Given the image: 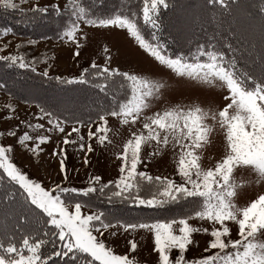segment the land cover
<instances>
[{"label":"snow or ice","instance_id":"1","mask_svg":"<svg viewBox=\"0 0 264 264\" xmlns=\"http://www.w3.org/2000/svg\"><path fill=\"white\" fill-rule=\"evenodd\" d=\"M25 2L0 0V9L18 12L27 24L47 23L55 17L57 38L75 45L74 56L80 55L81 41L88 40L85 28L120 29L155 64L147 71L122 70L111 65L112 49L105 44L102 63L92 60L71 77L50 75V64L37 69L38 64L48 62L46 54L29 58L22 51L26 45L35 46L37 40L27 38L9 54H2L8 43L0 45V68L22 69L61 88L87 86L95 94L79 106L38 101L34 118L43 123H32L14 114L11 100L17 97L9 82L0 80V91L9 95L3 119L19 120V125L0 135L17 137L16 143L37 162L44 152L42 145L59 137L49 153L58 162L59 179L48 186L14 163L12 145H0V219L4 221L0 264H139L130 255L138 243L127 237L141 231L152 238L156 264H264V193L238 204L241 185L235 177L237 171L250 170L256 184L264 182V0L259 5L261 48L251 60L258 71L238 67L241 49L227 38L220 39L215 31L206 32L203 42L190 40L186 50H171L158 33L161 9L174 7L175 0H121L119 7L106 12L96 11L86 0H67L63 9L57 3L24 9ZM208 5L215 22L217 13L239 8L240 0H206ZM9 34L15 35L12 28H0V37ZM231 35L237 38V33ZM161 66L181 82L222 90L223 106L204 108L167 101L164 91L170 85L156 71ZM33 99L26 97L23 102L30 104ZM160 101L164 106L153 111ZM109 118L129 126L130 132L115 154L117 176L105 182L101 175L90 173L86 186H73L69 150L78 159L82 155L87 167L94 144L106 148L112 143ZM138 123L140 127L133 130ZM20 126L26 130L18 134ZM217 129L223 151L212 165L205 166L202 150ZM145 145L152 149L146 156ZM169 147L174 150L178 179L138 168ZM125 211L133 214L125 215ZM193 221L210 227L196 226ZM233 226L239 238L232 237ZM195 233L209 236L203 249L209 254L188 259L186 251ZM120 235L125 236V254H117L112 246L113 238ZM173 250L177 251L174 258Z\"/></svg>","mask_w":264,"mask_h":264},{"label":"rangeland","instance_id":"2","mask_svg":"<svg viewBox=\"0 0 264 264\" xmlns=\"http://www.w3.org/2000/svg\"><path fill=\"white\" fill-rule=\"evenodd\" d=\"M16 2L19 3V0H16ZM66 2L67 0H26L21 7L24 9H30L33 4L45 6L57 3L60 8L63 9ZM181 5L184 9L185 16L179 13L177 14L179 19H189V15L194 13V8L190 6L189 3L185 2H182ZM240 23H242V21ZM175 26L178 28L181 27L177 23ZM85 31L87 32L88 40L81 41L84 46L80 49V55L78 57L73 55L76 51L75 45L70 42L65 43L60 41L57 38L55 31H53L52 34L46 32L45 25H41V27L36 29L32 36L20 37L9 34L0 37V45L8 43L9 47L2 54H9L14 51L17 43H22L27 38L37 40L35 46L26 45L22 51L27 53L29 58L46 54L49 58L48 62L46 64H38L37 69L38 71H41L50 64V75H64L71 77L77 75L79 71L87 66L92 60H96L97 63H102V48L105 44L112 49V66H119L122 70L135 69L136 71L141 72L151 69L155 64L153 59L144 53L131 37L127 36L126 30L116 29L114 31H97L95 29L85 28ZM43 37H47V39ZM156 71L159 72L160 78L167 81L170 85V87L164 91V96L167 101L184 105L198 104L204 108L223 106L222 90L209 86H201L195 82H181L179 78L170 75L168 70H165L162 66L156 69ZM24 72L26 74L28 73L31 77L35 76V74L31 72L25 70ZM36 77L42 78L39 76ZM72 91L77 92L76 90ZM66 93L68 95L69 91ZM66 93L63 92L58 96L53 95L50 98H54L56 101L60 102V100L66 99ZM32 97H35V95H32ZM81 99L82 97L80 100ZM8 102L9 95L0 91V132L2 133H6L7 129L19 125L18 119H3V117L7 115V109L4 108V105ZM11 103L15 105L14 114L19 116L20 119H25L32 123H43V121H37L34 118V114L38 111L35 107V103H24L19 99L11 100ZM163 106L164 101L157 102L156 108H154L153 111ZM109 126L111 131L108 135L112 143L108 144L106 148L95 146L94 144L95 151L89 154L90 159L87 167L83 164L82 155L78 159V154L69 150L67 164L69 169L73 170L70 174V180L73 186H86L85 182L87 175L90 173L101 175L105 182L108 179L117 176L119 161L116 159L115 154L121 150L122 143L128 138L130 132L129 126L120 125L119 121L115 118H109ZM138 127H140L139 123L133 127V130ZM16 130L18 134H21L22 131L26 129H24L23 126H20V128H17ZM84 131L86 132V129ZM31 134L35 135L36 133ZM58 139V136H53L52 142L42 145L44 152L40 153L38 162L31 153L27 152L16 143L17 137H9L6 134L0 135V145H12L14 147V163L28 173L30 177L38 178L45 186H48L51 180L55 179L58 181L59 179L57 176L58 162L55 158H52L49 155L51 150L56 146V141ZM209 140L210 143L202 150V162L205 166L212 165L215 160L220 157L223 151L221 147L222 137L219 134V129L209 137ZM150 151H152V149L145 145L143 155L146 156ZM173 153L174 150L169 147L161 156L155 157L152 160H144L142 164L138 165V168L140 170L148 171L151 175H167L178 179V177H175L174 175L175 164ZM145 165H147V167H145ZM75 169H79V173L75 172ZM235 177L237 182L241 185L239 190L240 196L237 201L238 204L244 205L246 202H250L251 199H255L257 194L264 193V182L256 184L254 182L255 173L250 170L237 171ZM192 223L196 226L210 227V225L201 224V222L198 221H193ZM237 232L238 229L233 226L231 233L233 238H239ZM193 237V243L186 251V258L192 259L197 258L200 255L209 254L203 252L209 236L203 233H195L193 234ZM127 238H134L138 243L137 251L135 253H130V255H134L139 264H156L157 254L152 251L154 245L149 233L141 231L139 233H133ZM112 246L117 254L127 253L124 235L113 238ZM176 254L177 251L173 250L172 257L174 258Z\"/></svg>","mask_w":264,"mask_h":264},{"label":"trees","instance_id":"3","mask_svg":"<svg viewBox=\"0 0 264 264\" xmlns=\"http://www.w3.org/2000/svg\"><path fill=\"white\" fill-rule=\"evenodd\" d=\"M182 2L189 3L194 8V13L189 15V19L181 20L177 15L180 13L185 16L181 5ZM86 3L94 7L96 11L106 12L109 9L119 7L121 0H86ZM260 3L261 0H240L239 8L234 7L227 12L217 13L216 20L213 22V11L210 5L205 6L206 0H175L174 7L161 9L160 20L162 25L158 33L159 39L168 43L171 46V50H186L190 40L203 42L206 32L211 34L215 31L220 39L227 38L230 43L241 49L237 54L238 67L250 71H258L259 66L252 65L251 60L256 58V54L259 53L261 48V33L259 30ZM55 19V17H52L47 23L37 21L35 24H27L18 12L0 9V28L10 27L13 29L15 36L20 37L34 35L35 30L41 25H45L46 32L51 34L53 31L57 32ZM240 19L242 23H240ZM18 21L20 22L18 23ZM176 23L181 27L175 26ZM231 33H237V38L234 39ZM225 51L227 52V49ZM250 52L252 53L251 55H249ZM36 76L31 77L22 69L5 70L0 68V80L8 81L10 91L21 101H24L26 97L35 95V99L31 100L30 103L36 104L38 101H46L54 105L79 106L87 103L95 95L87 86L61 88L55 86L54 83H49L44 78ZM67 91H69L68 95ZM63 92L67 96L66 99H62L60 102L50 98L53 95H61ZM81 97L82 99L80 100ZM0 195H3V193L0 192ZM104 206L100 204V207ZM118 207L126 209L125 205H119ZM123 214L132 215L133 213L125 211ZM8 223L9 225L11 224L10 221ZM3 225L4 221L0 219V231L3 230Z\"/></svg>","mask_w":264,"mask_h":264}]
</instances>
